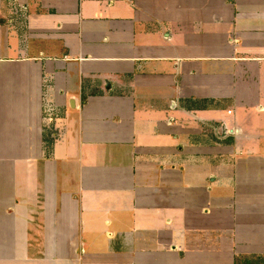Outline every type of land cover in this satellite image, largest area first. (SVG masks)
<instances>
[{
    "label": "crops",
    "instance_id": "obj_1",
    "mask_svg": "<svg viewBox=\"0 0 264 264\" xmlns=\"http://www.w3.org/2000/svg\"><path fill=\"white\" fill-rule=\"evenodd\" d=\"M256 260L264 0H0V264Z\"/></svg>",
    "mask_w": 264,
    "mask_h": 264
},
{
    "label": "trees",
    "instance_id": "obj_2",
    "mask_svg": "<svg viewBox=\"0 0 264 264\" xmlns=\"http://www.w3.org/2000/svg\"><path fill=\"white\" fill-rule=\"evenodd\" d=\"M248 264H264V261L256 260V262H254V263H248Z\"/></svg>",
    "mask_w": 264,
    "mask_h": 264
}]
</instances>
